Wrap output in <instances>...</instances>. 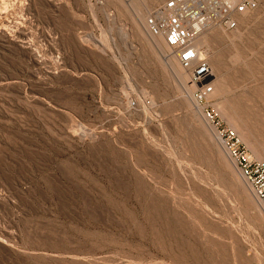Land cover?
I'll list each match as a JSON object with an SVG mask.
<instances>
[{"label":"rangeland","instance_id":"rangeland-1","mask_svg":"<svg viewBox=\"0 0 264 264\" xmlns=\"http://www.w3.org/2000/svg\"><path fill=\"white\" fill-rule=\"evenodd\" d=\"M163 1L0 0V264H264L205 116L264 162V0L200 36L204 105L146 26Z\"/></svg>","mask_w":264,"mask_h":264},{"label":"built area","instance_id":"built-area-1","mask_svg":"<svg viewBox=\"0 0 264 264\" xmlns=\"http://www.w3.org/2000/svg\"><path fill=\"white\" fill-rule=\"evenodd\" d=\"M257 8L254 0H165L154 8L146 19L148 31L164 39L171 56L190 71L197 85L194 100L206 104L214 92L213 71L206 52L197 45L204 30L211 25L227 31L238 28L237 16ZM207 121L216 129L221 144L232 164L250 188L264 212V162L254 159L239 143L230 129H221L213 109L205 110Z\"/></svg>","mask_w":264,"mask_h":264},{"label":"bare ground","instance_id":"bare-ground-1","mask_svg":"<svg viewBox=\"0 0 264 264\" xmlns=\"http://www.w3.org/2000/svg\"><path fill=\"white\" fill-rule=\"evenodd\" d=\"M123 34H124V36H123L124 38L127 37V33L124 32ZM159 38H161V37H159ZM126 40H128V39H126ZM151 43H152L153 48H155V49L159 48L161 45L158 38H153ZM197 45L201 48L202 51L204 50V52H206L205 46H203V42L200 40V37L197 40ZM166 57L168 58V56H166Z\"/></svg>","mask_w":264,"mask_h":264}]
</instances>
